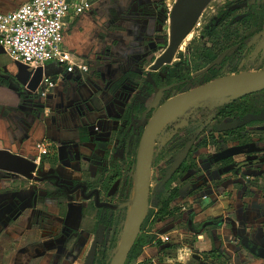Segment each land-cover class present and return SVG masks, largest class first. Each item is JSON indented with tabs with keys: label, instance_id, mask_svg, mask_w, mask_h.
<instances>
[{
	"label": "rangeland",
	"instance_id": "1",
	"mask_svg": "<svg viewBox=\"0 0 264 264\" xmlns=\"http://www.w3.org/2000/svg\"><path fill=\"white\" fill-rule=\"evenodd\" d=\"M127 1L123 2L122 8L117 11L121 12L118 13L121 14L118 16L119 18L122 14H125V17L128 16V6L132 3ZM226 1L214 0L211 3L197 27L182 44L173 62L174 76L172 80H178L181 76L193 78L191 79L193 81L182 90V93L192 91L200 83L197 73L202 67L198 58V44L203 28L214 21L220 8L226 6L233 8L244 4L243 0H233L225 6ZM173 2L174 0H170L168 4L172 6ZM111 6H117V4L112 3ZM244 7L243 5L242 9H239V16L248 14L247 9ZM131 18L130 20H135L134 18H138V16H132ZM135 24L137 23L133 25ZM123 28L127 33L130 32V24H123L122 22L113 29ZM168 31L169 27L167 26L164 33L167 37L169 36ZM165 35H152V44L153 46L154 44L157 45L156 51H154L157 53L156 57L164 51L162 46H165V44H163L161 38H167ZM86 37L87 35L80 38L85 39ZM125 42L129 51L123 50V52H117L116 54L106 51L103 54L100 53V59H96V66L106 65L116 70L117 66L121 69V64L127 61L131 68H135L137 73H134V75L130 73L126 77L118 79V82H115L113 86V91H119L115 95L117 108L123 107L124 109L122 113H118L120 111L117 109V117L115 118H121L124 112H132L134 115H138L139 118V121L134 122V127L145 128L152 120L150 111L152 109L159 110L165 101L176 96L178 92L175 88L177 87L174 86L171 89L167 87L168 79L166 80L164 73H158L156 77H152V74L148 73L149 75H147L143 68L142 70L136 68L135 64L142 66L145 63L146 57H143L145 52L141 51V47L133 42V37H130L129 34H126ZM71 48H74V46H71ZM77 52H80V50L77 49ZM0 54L2 56L1 65L4 67V72L0 73V112L5 106L9 109L17 108L20 105L30 106L33 110L39 108V105L35 106L29 100L28 95L22 93V87L13 79V75L18 74V67L9 61L3 50ZM114 59L117 62L113 61ZM149 64H146L148 68L150 67ZM215 70L220 79L263 71L264 39L260 40L258 45L253 44L240 58L234 55L227 65L217 67ZM146 77H151L154 80L161 79L160 87L151 90V87L156 83L150 82ZM144 86H150V88L148 92L142 93ZM257 89H264V87ZM242 91L228 92L207 101L187 106L184 112L159 130L153 146L152 167L149 174L150 197L156 196L159 185L166 181V176L170 174L178 158L184 152L186 145L203 131L206 122L214 116L218 108L215 104L216 101H222L225 96H234ZM113 119L112 117L109 118L111 121ZM226 127L223 126V128ZM124 136H126L125 131L119 127L117 131L112 132L108 143L104 144L99 141L98 148L101 152H94L90 162L84 161L79 166H68L70 170H64L66 166L63 165L64 169H61L62 177L58 176L56 171L51 173L48 170L49 177L43 183H38L40 180L28 182L17 176H2L0 174V196H2L3 201L7 202L2 211H9L8 214L4 213L3 215V218L6 219V228L0 231V264H86L95 242H98L97 253L106 247L108 230L105 226L100 227L98 238L85 231L95 229L96 221L93 218V212L87 218L82 219L80 209H76L77 206L71 207L69 205L67 206L69 209L67 215L60 216L58 201H49L48 194L50 193L61 195L59 206L67 205L71 198L81 199L103 207L105 214L108 216L120 208H125L128 211L126 223H130V213H134V203L136 201V171L135 174L128 171L131 161L124 163L125 178H123L120 187L113 196H110L107 185L100 186L102 190L98 195H94V190L86 192L82 190L86 186V180L94 182L101 178L99 173H97V177L93 178L95 172L101 170L105 172L116 168L117 165L113 160L111 161L109 151L115 144H119ZM215 140L216 143L214 144L211 139L207 138L206 145L203 148L192 150V156L187 167L192 166L194 168L200 165L202 170L192 177L194 180L189 190L193 191L198 184L204 182V178L198 181L197 179L210 172L208 176L209 186H224L222 190L228 197L234 195L231 191L233 188L234 191L238 192L237 200H240L241 211L257 212L264 219V173H259L257 170L261 169L255 167L257 165L251 164L257 158L264 159V123L250 124V126L229 139L218 136L215 137ZM128 141L130 145H133L130 139ZM140 146L138 143L135 153H133V160L138 159ZM156 153H158V162L155 159ZM228 158H233L234 162L245 164L244 171L234 174L231 179L220 182L218 174L224 166V160ZM71 162L73 163L74 160H71ZM86 164H89L90 171L88 172L85 169ZM77 167L82 171L81 176L76 174L78 172ZM195 170L198 171L199 169ZM127 178H130L131 183L126 186L124 183ZM183 178H179L174 184L180 185ZM249 204L252 205L253 210L250 209ZM149 208L150 205L148 211ZM234 208L233 206L230 207L226 225H230V219H236ZM6 216L8 217L6 218ZM151 225L154 224L151 223ZM236 243L240 248L241 242L238 237Z\"/></svg>",
	"mask_w": 264,
	"mask_h": 264
},
{
	"label": "crops",
	"instance_id": "2",
	"mask_svg": "<svg viewBox=\"0 0 264 264\" xmlns=\"http://www.w3.org/2000/svg\"><path fill=\"white\" fill-rule=\"evenodd\" d=\"M29 1L0 0V13L13 12ZM126 1L98 0L94 8L84 15L70 13L66 20V48L86 60L90 72L67 74L59 66L49 64V72L53 74L49 77L57 81V86L46 97L29 98L35 106L39 105V108L33 110L30 106L20 105L9 109L5 106L0 112V149L23 157L37 156L40 159V147H49L51 151L56 150L59 154L60 168L64 169L66 166L65 170H70L68 166H79L84 158L86 160L83 162H90L94 152H101L98 148L99 141L108 143L112 132L117 131L119 127L124 128L122 117L115 118L117 109L120 111L118 113H122L124 109L117 108L115 95L119 91H113V86L118 79L127 75L122 67L126 65L131 68V65L125 61L121 64V69L117 66L115 70L106 65L96 66V59H100V53L105 51L113 54L123 50L129 51L125 44L126 34L133 37V42L145 52L144 58L155 48V44H152L153 27H146L142 22L137 26L133 25L132 20H126L125 14L118 17L121 12L117 11ZM112 3L117 6H111ZM120 22L130 24L129 33L124 28L113 29L119 26ZM164 24L165 20L161 25ZM166 28L164 25V30L161 31L160 28L157 32L162 35ZM86 35L85 39L80 38ZM77 49L80 52H77ZM5 55L18 67V74L13 75V79L22 87V93L27 95L29 90L18 80L21 65H25L16 63L6 53ZM1 57L0 54V73H3ZM113 61L117 62L115 59ZM149 63L151 64V60L147 62ZM135 66L138 67V64ZM132 71L136 72L135 69ZM110 117L114 118L113 121L109 120ZM251 164L261 169L257 170L259 173H264V159L257 158ZM235 165L236 167L229 171L222 167L218 180L221 182L231 179L234 174L244 171L245 164L235 162ZM77 168L79 173L76 174L80 175L81 170ZM200 170L202 167L197 165L184 175L180 184V195L171 205L172 216L147 227L145 239L155 236L157 243L144 247L139 263L152 260L153 264H264V259L249 249L251 243L258 248L264 247V219L257 212L241 211L240 200H237L238 192L233 188L231 191L234 195L228 197L222 190L224 186H209L210 172L197 179L198 181L204 178V182L198 184L193 191L189 190L194 180L192 177ZM231 182L234 183L233 180ZM247 201L249 202V199ZM6 205L7 202L1 198L2 216L9 213L8 210L2 211ZM231 206L235 207L236 219H230V225H226ZM251 206L249 204L253 210ZM211 220H223V225L209 228L198 236L189 228L190 221L199 227ZM164 236L170 240L166 242L162 238ZM237 237L241 242L240 248L236 243ZM213 251L218 252L217 257L207 258Z\"/></svg>",
	"mask_w": 264,
	"mask_h": 264
},
{
	"label": "flooded vegetation",
	"instance_id": "3",
	"mask_svg": "<svg viewBox=\"0 0 264 264\" xmlns=\"http://www.w3.org/2000/svg\"><path fill=\"white\" fill-rule=\"evenodd\" d=\"M169 1L170 0H135L130 5V7L128 9V15H130V17L137 15L138 18H134L135 20H132L134 23L138 24V23L142 22L143 24L146 25V27H151V28L153 27V33L160 36L161 34H159L157 31L160 30L161 24H163L167 14H168L169 8H171L173 6V4L175 3L176 0H174L172 6H170L168 4ZM228 2H233V0H227L224 3L225 6L228 5ZM243 2H244L243 5L245 6L244 8L247 9L248 14L243 15V16H239L238 11H239V9H242L243 5L242 6H236V7H233V8H230V7H227V6L226 7H222V8H220L218 10V12L216 14V17L214 18V21L209 23V26H206V27L203 28L202 33H201L200 38H199V44H198L199 45L198 58L200 60L202 69L198 73H200V72H204V73L198 75V77L200 78V83H199L198 86L194 87L193 90L196 89V88L205 86V85H207L209 83H212L213 81H216V80L220 79V78H218L219 75H218V73L215 70L217 67L227 65L229 63V61L231 60V58L234 57V55H236L237 57L240 58L250 47L253 46V44L254 45H258V42L260 40L264 39V27H256L255 26L252 29L246 30L245 32L242 31L243 39H246V42L247 41L250 42V44H248L249 46L247 45L248 47L244 50V52L242 54L239 53L240 44L237 45L236 41L234 39V40H232L229 43H225V45L223 46L224 51L222 53H220L216 59L212 60L208 64L205 63V59L208 57L209 51L216 49L217 42L224 40L222 38V37L225 36L223 29L226 27L228 22H229V26L235 27L237 22L238 23H244V21H246L247 19L251 18L254 7H259V8L264 7V1H262V0H243ZM204 14H203V16H204ZM203 16L201 18H203ZM130 17L127 16L126 20L131 21ZM229 18H230V20H228ZM137 24H135V25H137ZM214 28H218V30L222 33V34L217 35V37H216L217 40L216 41H213V39H212V37L210 35V32ZM162 35H165V34L163 33ZM165 37H167V36L165 35ZM161 39L164 42L163 44H165V46H162V48H164V51H165V49L168 46V37L165 38L166 42H165L164 38H161ZM181 46L178 49L177 55H178V53H179V51L181 49ZM156 48H157V45L155 46V48L151 52H149V54L145 58V63L142 66L138 65V67H136V68H138L139 70H142V68H143L145 70V73L147 75H149L148 73H151L152 77H156L158 75V73H162V74L164 73V75L166 77V80L168 79L167 87H169L170 89L173 88L174 86L177 87L175 89L177 90L178 94L176 96H174V97L169 98L167 101H165V103L162 105V106H164L171 99H173V98H175V97H177V96H179L181 94L187 93V92H183L182 93V90L188 84H190L191 81H193V80H191L193 78H190V77H187V76H181V77H179L178 80H175V81L172 80V78L174 76L173 75V73H174L173 69L174 68H172L173 67L172 66L173 63L171 65L164 66L163 68H161L157 72H152L150 70V67L154 64L155 60L159 57V56L156 57L157 53L154 52V51H156ZM177 55H176V57H177ZM223 56H225V57L222 60V62L220 64H218V65H215L216 62ZM176 57H175V59H176ZM150 58H153V59H150ZM150 60H151V64H150V67L148 68L145 65ZM122 69L124 70V72H126L127 75H129L130 73H133L132 75H134V73H137V72H133L132 71V69H135V68H128V66H126V65H124L122 67ZM89 72H90V67H89ZM215 75L217 77H213ZM207 76H209V78H211V81L205 82ZM146 79L149 80L152 83H156V85H153V87H151V90L152 89L154 90L155 87H160L161 79L154 80V79H151V77H146ZM149 88H150V86H144V89H143L142 93L148 92ZM27 95H28V97L30 99H34V98L39 97V95H37L36 92H31V91H29V93H27ZM157 112H158V109L157 110L156 109H152L150 111V113L152 114V119H153L154 115ZM216 112H217V110H216ZM216 112H215V114H216ZM248 115H264V94H263V100H262V106H261L260 112L259 113H251V114H248ZM125 117H130L131 119L127 120ZM245 117H243L242 119L229 118V119H226V120L221 121V122L219 120H217V119H214V116L211 117V119L206 122V125H205V128L203 129V131L200 132L199 135L197 137H195L191 141V142H194V145H193V147H192V149H191V151L189 153V156L192 153V150L194 148H198V146L201 143H203V142L206 143L207 138L211 139V140L214 138V140H215V137L222 136L223 139H229L230 137L236 135L237 133H240L246 127L250 126V124L257 123V122L264 123V121H255V122H251V123H249L247 125H242V122L244 121ZM122 120H123V123H125V124H123V126H124L123 130L125 131L126 136H124L121 139L119 144H115L114 147L111 148V150L109 151V156L111 158V161L113 160V162H115V165H117L116 168L114 170L111 169V170L105 171V172H103L102 170L101 171L96 170L98 172H95V174H93L92 177L93 178L97 177V173H99L101 175V178L96 180V181L93 180L94 182H92V180L91 181L90 180H86V182H85L86 186L82 188V190L84 192L89 191V190L90 191L94 190V195H98V193L102 190V188H100V186L101 185L102 186H106L107 185L108 186V191L110 193V196H113L115 194V192L118 190V188L120 187V184L123 181V178H125L124 177V170H123L124 163H127V162L131 161V164L129 165V170L128 171L130 173H134V174H135V171H137V161H138V159L133 160V153H135L134 151L137 148V147L135 148L134 142H133V131L142 129V130H144V134H145V131H146V129H147V127H148V125H149V123L151 121H149L147 127H145V128H143V127L135 128L133 124H134V122L139 121V118H138V115H134V113H132V112H129V113L128 112H124V114L122 116ZM235 123L238 124V127H236V128H235V126H236ZM223 126H227L228 128L227 127H226L227 129L223 128ZM229 126H233V128L230 129ZM144 134H143V136H144ZM128 139H130L131 142H133V145H130ZM142 139H143V137H142ZM141 142H142V140H141ZM141 142H140V144H141ZM191 142H189V143H191ZM212 142H213V140H212ZM140 144H139V146H140ZM188 144L186 145V147L188 146ZM200 148H203V147H200ZM200 148H198V149H200ZM54 153L57 154L58 157H59L58 165L57 166H53L50 163H46L44 165V167H41L42 166L41 165L42 158L45 157V156L53 155ZM156 154L158 155V153H156ZM189 156H188V158H189ZM35 157H36V163L38 164V170L34 173L33 178L32 179H26V178L20 177V176H17V177H20L23 180L28 181V182H37V181L40 180V182H38V183H43L44 180L46 181V179L49 177V174H48L49 171L48 170H50L51 173L56 171L58 176L62 177L61 168H60V156L56 152V150L51 151V149L48 147V152H47L46 155H43L40 159L37 156H35ZM231 159L233 161V158H231ZM83 160H86V158H84ZM83 160H82V164H83ZM233 165H235L234 161H233ZM151 167H152V165H151ZM173 168H174V166H173ZM223 168L227 169V167H225V166H223ZM85 169H86L87 172L90 171V168H89V166H87V164H86V168ZM179 169L176 171V173L179 171ZM176 173H174L172 175L171 172H170V174L168 176H166V178H165L166 181L162 182L160 184V187H163V185H165V183H167L170 180V178L172 176H174ZM186 173L184 175H186ZM0 174L2 176H15V175H12V174H9V173H5V172H2V171H0ZM81 174H80V176H81ZM184 175H182L181 177H184ZM181 177H180V179H181ZM129 183H131V180H130V178H127L125 180L124 184L127 186V185H129ZM48 198H49V201H56V200L58 201V209H59L60 216L67 215V210H69L67 206H69V205L71 207H76L77 206L76 209H80V216L82 217V219L87 218L90 215V213L93 212V218L96 221L95 229L93 231H89V230H85V229L84 230L86 232H88L89 234L93 235L95 238H98L100 227L101 226H105L107 228V230H108V235H107V239H106V247L105 248L108 247L109 242L111 240V236H112V229L108 225V223L110 222L111 217L112 216L117 217V214L120 211L125 209V208H120L116 212H113V213L110 214V216H108L107 214H105V211H104L103 207H100V206H98L96 204L94 205L93 203L91 204L90 201H83L81 199L77 200L76 198H71L69 200V202L67 203V205L59 206L60 205L59 201L61 200V195L60 194L50 193V194H48ZM150 198L151 197L149 196V200H150ZM99 211H101V215L100 216H99ZM0 215H1L0 216V231H3L6 228L7 224L5 223L6 219L3 218L2 214H0ZM7 217L8 216H6V218ZM157 222H162V220H158ZM95 245H96V249H95V261H94V264H97L96 260H97V258L99 257V255L101 254V252L105 248L101 252L97 253L98 242H95V244L93 245V248H94ZM93 248L91 250V253L93 251ZM249 249L250 250L252 249V251L254 253H256L258 256H261L264 259V247L263 246L258 248L257 246H255L254 244L251 243L250 246H249ZM91 253H90V255H91Z\"/></svg>",
	"mask_w": 264,
	"mask_h": 264
},
{
	"label": "water",
	"instance_id": "4",
	"mask_svg": "<svg viewBox=\"0 0 264 264\" xmlns=\"http://www.w3.org/2000/svg\"><path fill=\"white\" fill-rule=\"evenodd\" d=\"M213 1L214 0L175 1L173 6L168 10L164 24L169 27L168 46L150 67L152 72H157L164 66L171 65L174 62L178 49L197 27L199 20ZM164 25H161V31L164 30ZM224 57L225 56L221 57L215 65L220 64ZM1 69L2 68L0 67V70ZM49 71L50 66L46 68L41 67L33 71L32 69L21 65L18 80L22 85L27 87L29 91L36 92L44 75L47 77L53 75ZM203 73L204 72H200L197 75ZM259 87H264V70L246 75H235L218 79L205 86L196 88L171 99L158 110L149 123L141 142L136 171V201L134 203V213L128 227L126 223L118 250L111 264H126L146 220L149 206V174L152 165L153 146L159 132V125L164 116L180 105L185 107L192 106L218 95L243 90L239 94L234 95L239 97L250 90ZM255 121H264V115H248L244 118L242 125H247ZM235 125V128L238 127L237 123H235ZM229 128L231 129L233 126H229ZM193 145L194 142L188 144L172 169V175L176 173L188 158ZM37 170L38 164L36 163L35 156L23 157L8 150L0 149V171L24 177L26 179H32ZM95 249L96 245L94 246L86 264H94Z\"/></svg>",
	"mask_w": 264,
	"mask_h": 264
},
{
	"label": "trees",
	"instance_id": "5",
	"mask_svg": "<svg viewBox=\"0 0 264 264\" xmlns=\"http://www.w3.org/2000/svg\"><path fill=\"white\" fill-rule=\"evenodd\" d=\"M230 20V18L228 19ZM227 20V21H228ZM264 27V7H254L251 18L244 21V23H238L235 27L229 26V22L226 27L223 29L225 36L222 37L224 40L217 42V47L214 50H210L208 57L205 59V63H210L212 60L216 59L220 53L224 51L223 46L225 43H229L235 39L236 44H240L239 53L242 54L244 50L249 46V41L246 42V39H243L242 31L252 29L253 27ZM222 34L218 28L212 29L210 35L213 41L217 40V35ZM219 37V36H218ZM248 45V46H247ZM213 77H217L216 75ZM211 81V78L207 76L205 82ZM264 89H253L243 94L239 97L236 96H225L222 101L217 100L216 106L217 112L214 115V119L224 121L229 118L242 119L251 113H259L262 106ZM155 113V112H154ZM154 115V114H153ZM127 120H130V117H125ZM137 119V118H136ZM144 130H134L133 131V142L135 148L138 143L140 144ZM215 143L214 138L212 139ZM206 145L205 142L201 143L198 148ZM192 153L189 158L184 162L183 166L179 171L170 178V180L163 185V187H158L157 194L155 197H151L149 200V211L147 218L143 224L141 233L138 237V240L126 262V264H153L152 260H147L145 262L139 263V258L142 254V250L146 246L152 245L156 237L151 236L148 239H145V232L149 224H155L158 220H166L168 217L172 216L171 205L180 195V186L176 183L179 178L184 175L192 166L187 167L189 159L191 158ZM155 159L158 162V155L155 154ZM59 157L57 154L45 156L42 158L41 167H44L46 163H50L53 166H57ZM224 166L227 167V171L233 170L236 165H233L231 158L224 160ZM101 211H99V216ZM128 219V211L126 209L120 211L117 214V217L112 216L110 222L108 223L109 227L112 229V236L107 248H105L99 257L96 260L97 264H111L115 258L116 252L119 247V243L122 239L126 222ZM223 225V220L209 221L202 226H195L193 221H190L189 228L196 235L204 234L209 228L221 227ZM218 254L217 251H213L208 254L206 257L209 259H215Z\"/></svg>",
	"mask_w": 264,
	"mask_h": 264
},
{
	"label": "built area",
	"instance_id": "6",
	"mask_svg": "<svg viewBox=\"0 0 264 264\" xmlns=\"http://www.w3.org/2000/svg\"><path fill=\"white\" fill-rule=\"evenodd\" d=\"M97 1L30 0L13 12L0 13V49L33 71L55 64L67 74L87 73V62L66 48V20L71 12L77 16L90 12ZM56 86L54 78L44 75L36 94L46 97ZM47 152V147H40L42 156Z\"/></svg>",
	"mask_w": 264,
	"mask_h": 264
},
{
	"label": "bare ground",
	"instance_id": "7",
	"mask_svg": "<svg viewBox=\"0 0 264 264\" xmlns=\"http://www.w3.org/2000/svg\"><path fill=\"white\" fill-rule=\"evenodd\" d=\"M185 109H187L185 106L180 105L174 109H172L168 114H166L163 118V120L161 121L160 125H159V130L162 129L163 127H165L168 123H170L172 120H174L177 116H179L182 112L185 111ZM132 215L130 213V222L132 219ZM129 222V221H128ZM130 224V223H129ZM127 224V225H129Z\"/></svg>",
	"mask_w": 264,
	"mask_h": 264
}]
</instances>
